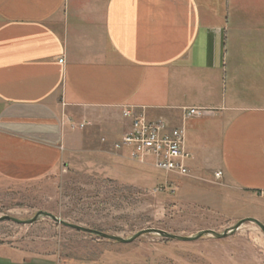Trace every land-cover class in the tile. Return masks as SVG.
I'll list each match as a JSON object with an SVG mask.
<instances>
[{"label":"crops","instance_id":"1","mask_svg":"<svg viewBox=\"0 0 264 264\" xmlns=\"http://www.w3.org/2000/svg\"><path fill=\"white\" fill-rule=\"evenodd\" d=\"M124 109L184 129L217 118L209 154L185 136L189 167L264 191V0H0V181L44 177L68 121L111 111L127 127Z\"/></svg>","mask_w":264,"mask_h":264},{"label":"rangeland","instance_id":"2","mask_svg":"<svg viewBox=\"0 0 264 264\" xmlns=\"http://www.w3.org/2000/svg\"><path fill=\"white\" fill-rule=\"evenodd\" d=\"M79 121L67 122L68 143L56 168L32 182L0 181V216L27 220L46 211L124 239L145 229L182 237L223 233L245 221L222 238L204 234L184 241L147 232L122 243L43 216L28 224L3 220L0 264H264V233L246 220L264 225V193L237 188L211 170V160L210 169L194 163L184 177L128 160L113 148L126 126L111 111ZM202 122L185 124L193 158L220 142L221 121Z\"/></svg>","mask_w":264,"mask_h":264},{"label":"built area","instance_id":"3","mask_svg":"<svg viewBox=\"0 0 264 264\" xmlns=\"http://www.w3.org/2000/svg\"><path fill=\"white\" fill-rule=\"evenodd\" d=\"M184 113L186 117H190L204 115L207 111L186 108ZM122 117L128 119L129 124L119 139L114 141L115 150L122 152L134 163L150 165L165 174L189 176L191 154L185 145L183 127H170L162 120L147 119L143 114L130 109H124ZM216 174L221 175V172ZM258 193L264 191L260 190Z\"/></svg>","mask_w":264,"mask_h":264},{"label":"water","instance_id":"4","mask_svg":"<svg viewBox=\"0 0 264 264\" xmlns=\"http://www.w3.org/2000/svg\"><path fill=\"white\" fill-rule=\"evenodd\" d=\"M39 216L48 217V218L52 219L55 222L61 223L62 225L70 227V228L75 229V230H80V231H83V232L95 234V235H97L99 237H102V238H105V239H109V240H114V241H120L122 243H129V242L133 241L134 239H136L141 234H144V233H147V232H156L159 235L164 236V237L175 238V239L184 240V241H190V240H194V239L200 238L204 234H211V235H213V236H215L217 238H222V237L226 236L228 233L232 232L233 230H236L237 228H239L242 225V223L245 221V219H244V220H241V221L237 222L233 227L229 228L228 230H226L223 233H216L213 230H204V231H200L194 237H182V236H177V235H171V234H168V233H164V232H162L160 230H156V229L155 230L154 229H145V230H141V231L135 233L134 235H132L131 237L126 238V239L120 238V237H117V236H112V235H109V234H106V233H103V232H100V231H97V230H94V229L85 228V227H82L80 225H76V224L65 222L63 220H60L59 218H57L53 214H51L49 212H46V211H39L33 218L27 219V220H20V219H17L15 217H12L10 215H3V216H0V221L10 220V221H13V222H16V223H20V224H28V223L34 222L36 220V218H38ZM246 220L256 224L264 233V225L260 221H258L255 218H248Z\"/></svg>","mask_w":264,"mask_h":264}]
</instances>
